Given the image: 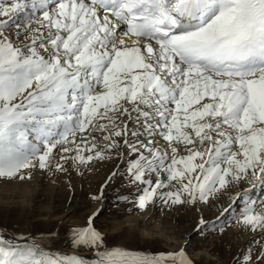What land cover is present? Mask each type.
I'll list each match as a JSON object with an SVG mask.
<instances>
[{
	"label": "snow or ice",
	"instance_id": "obj_1",
	"mask_svg": "<svg viewBox=\"0 0 264 264\" xmlns=\"http://www.w3.org/2000/svg\"><path fill=\"white\" fill-rule=\"evenodd\" d=\"M106 160L92 200L127 183L117 202L191 207L197 233L245 236L232 264H264V0H0V182ZM99 212L66 230L71 253L0 230V264H198L186 239L110 244Z\"/></svg>",
	"mask_w": 264,
	"mask_h": 264
},
{
	"label": "rangeland",
	"instance_id": "obj_2",
	"mask_svg": "<svg viewBox=\"0 0 264 264\" xmlns=\"http://www.w3.org/2000/svg\"><path fill=\"white\" fill-rule=\"evenodd\" d=\"M114 166V161L106 160L98 163L92 171L82 170L83 175L75 171L70 175H49L37 170L30 180L0 182V230L7 229L8 235L30 232L40 237L43 234L45 247L68 252L72 250L63 239L66 230L70 226L83 224L93 210L100 209L95 226L105 234L110 244L151 253L169 251L172 245L186 239L188 250L196 257L198 264H232L239 251L248 246L245 236L232 227L226 231L233 234H226L222 238L210 230L203 235L194 231L201 213L191 207L177 206L162 210V206H149L141 212L124 201L117 202L118 194L128 195L132 191L127 183L114 184L106 188L105 198L92 200V195ZM27 187L32 188L31 206L17 201L18 193L24 192ZM262 191L264 189L258 186L251 189L250 195L256 197ZM226 201H229L227 196L222 202L225 204ZM201 211L209 221L219 215L215 207L202 208ZM127 217L133 219L131 223L126 221ZM49 232H58L60 237H49ZM198 251L202 252L199 256Z\"/></svg>",
	"mask_w": 264,
	"mask_h": 264
},
{
	"label": "bare ground",
	"instance_id": "obj_3",
	"mask_svg": "<svg viewBox=\"0 0 264 264\" xmlns=\"http://www.w3.org/2000/svg\"><path fill=\"white\" fill-rule=\"evenodd\" d=\"M31 189L32 188L27 187L26 189H24L25 190L24 192L18 193V196H17L18 197L17 198L18 203H21L23 205L26 204V205H30V206L33 204V200L30 197ZM228 203H229V201H226L225 204H228ZM132 220L133 219L130 217H127V219H126V221H129L130 223L132 222ZM234 231L235 230H233V232ZM143 232L148 233L146 230H143ZM226 234L231 236L233 233L231 234V231L228 230V231H226ZM197 253H198V256H199V254H202V252H200V251H198ZM210 256H211V254H210ZM213 258L218 259L217 257H213Z\"/></svg>",
	"mask_w": 264,
	"mask_h": 264
},
{
	"label": "water",
	"instance_id": "obj_4",
	"mask_svg": "<svg viewBox=\"0 0 264 264\" xmlns=\"http://www.w3.org/2000/svg\"><path fill=\"white\" fill-rule=\"evenodd\" d=\"M57 251H59V250H57ZM61 252H65V251H61ZM69 253H71V251H68Z\"/></svg>",
	"mask_w": 264,
	"mask_h": 264
}]
</instances>
